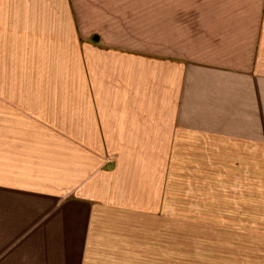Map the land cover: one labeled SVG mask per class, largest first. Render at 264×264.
<instances>
[{
    "label": "crops",
    "instance_id": "0c3cea01",
    "mask_svg": "<svg viewBox=\"0 0 264 264\" xmlns=\"http://www.w3.org/2000/svg\"><path fill=\"white\" fill-rule=\"evenodd\" d=\"M0 6V20L16 23L2 27H69L87 44V139L113 141L120 157H165L174 133L264 148V0H0ZM153 172L147 161L121 160L112 180L91 182L80 193L16 189L8 206L3 196L0 264H165L158 211L165 181Z\"/></svg>",
    "mask_w": 264,
    "mask_h": 264
},
{
    "label": "rangeland",
    "instance_id": "374dc122",
    "mask_svg": "<svg viewBox=\"0 0 264 264\" xmlns=\"http://www.w3.org/2000/svg\"><path fill=\"white\" fill-rule=\"evenodd\" d=\"M4 24L16 23L0 20V207L16 189L72 195L112 180L121 160L147 161L165 181V264H264V148L174 133L165 157L122 158L87 139L80 36Z\"/></svg>",
    "mask_w": 264,
    "mask_h": 264
}]
</instances>
